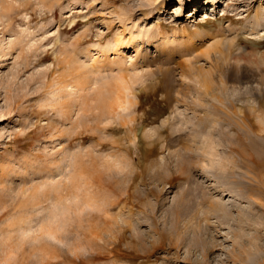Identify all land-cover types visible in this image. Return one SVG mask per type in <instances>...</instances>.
<instances>
[{"label": "rangeland", "instance_id": "374dc122", "mask_svg": "<svg viewBox=\"0 0 264 264\" xmlns=\"http://www.w3.org/2000/svg\"><path fill=\"white\" fill-rule=\"evenodd\" d=\"M194 3L0 0V264H264V0Z\"/></svg>", "mask_w": 264, "mask_h": 264}, {"label": "bare ground", "instance_id": "6f19581e", "mask_svg": "<svg viewBox=\"0 0 264 264\" xmlns=\"http://www.w3.org/2000/svg\"><path fill=\"white\" fill-rule=\"evenodd\" d=\"M195 2L196 3H194L193 6H197L198 4H200L201 0H195ZM164 6H165V4H164ZM164 6H163V8H164ZM259 17H260V14H257L256 19ZM262 61L264 62V57H261V62ZM132 89H133V87L130 85L129 81L126 82L122 79L113 80V82L109 86H107L106 91H103V93L104 92H106V93L104 94L105 95L104 98L101 99L103 106L106 107V111L108 113H111L113 116L124 117L125 113L127 112L128 108H129V103H131ZM210 211H213V210H210ZM216 213H220V212H216ZM213 214H215V213H213ZM224 214L226 216L225 218H228V215H229L228 212L227 213L224 212L223 215ZM226 214H228V215H226ZM242 217H244V216H242ZM225 221H226V219L223 220V222H225ZM249 221H250L249 217H246V219L244 220V222L246 224H248ZM241 225H242V223H241ZM246 226H248V225H246ZM242 235H244V234H242ZM242 235L241 234L240 235L235 234V237L242 238L243 237ZM211 236H212V234H211ZM213 240H214V238H213ZM211 242L213 243V241H211ZM212 243H210V244L212 245ZM212 246H214V245H212ZM205 250H206V248H205Z\"/></svg>", "mask_w": 264, "mask_h": 264}]
</instances>
